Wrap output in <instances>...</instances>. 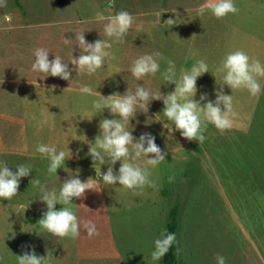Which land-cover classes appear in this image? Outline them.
<instances>
[{
	"label": "rangeland",
	"instance_id": "374dc122",
	"mask_svg": "<svg viewBox=\"0 0 264 264\" xmlns=\"http://www.w3.org/2000/svg\"><path fill=\"white\" fill-rule=\"evenodd\" d=\"M19 2L20 5H17L15 0H7V7L0 8V26L9 24L4 13L10 5L18 7L16 9L24 17H35L38 20L51 17H71L77 20L81 16L88 18L96 12L115 14L127 11L133 14L136 17L124 42H113L112 58H105L104 64L109 70H100L109 75L112 70L122 69L120 72L123 75L119 78L122 85L113 88L115 84L111 87V83H106L103 88L123 93L128 89L135 91L137 85H141L151 92H161L166 96L175 90V84L168 83L162 75L168 68V60L175 62L177 81L198 60H204L209 72L197 78L198 91L194 100L200 102L201 106L209 100L214 102L217 91L222 88L223 94L233 97L235 116L232 117L233 128L223 134L209 123L204 133L206 139L199 144L198 141L183 138L172 122L167 121L163 115V100L156 103L151 101L147 114L138 108L139 114L133 120L138 128L136 131L143 134L152 130L155 143L167 153L164 162L149 169L150 179L157 188L146 187L142 195L136 196L118 183L109 186L103 181L98 182V192L86 191L84 199L74 198L73 204L67 205L81 221L80 236L77 239L59 238L42 229L36 222L42 215H37L40 219L32 221L24 228L25 231H17L16 237L14 231L21 226L16 221L10 227L5 226L0 215V257L3 258L0 264H18L17 256L33 250L38 256L47 257V264H159L160 260L153 261L151 258L155 249L154 241L166 230L169 211L175 205L179 206V264H216L214 257L217 253L226 258L227 264H264V78H258L261 94L253 97L247 90H231L226 84L223 85L224 73L216 71L227 54L237 50L264 65V17L260 19L263 11H259L255 2H250L242 9V17L239 10L237 14H229L226 19L215 18L207 9L201 14L198 11L201 9L199 5L204 4L205 0ZM235 3L239 4L234 0ZM179 4L198 6L192 16L193 25L187 23L188 19L185 24L179 25L182 29L186 27L187 33L195 34L192 36L193 47L184 50L181 47L175 49L178 37L176 30L179 28L177 21L183 19L178 18L181 9H176V6ZM168 19H175V24L169 25L166 21ZM161 20L169 31V42L166 41V31L161 36ZM252 27L253 30L258 29L261 35L255 33L254 36L249 29ZM47 28L43 32H49ZM29 29L32 30L0 28V47L2 35L5 38L7 35L13 36V48L17 47V38L22 40L21 44H28L30 41L23 39L29 35L25 34ZM51 42L49 39L48 44ZM44 43L42 40L41 44ZM53 43L56 44L54 40ZM156 52L161 53L160 57H156L160 71L155 76H146L143 81H138L139 84L129 86L127 77L130 80L134 77L131 72L127 74L128 67L138 57ZM1 69L0 66V78L4 74ZM17 74V71L10 73L14 76ZM71 76L79 79V73L75 70L71 71ZM2 85L0 82V98L9 90ZM201 94H207V100L200 101ZM144 114L147 117L142 119ZM148 158L153 157L150 155ZM21 162L29 161L22 157ZM169 177H174V180L169 182ZM28 182L26 179L20 185L25 190L22 193L26 198L31 195ZM41 195V192L38 196L35 194V200L41 202ZM35 205L41 214L47 211L43 203ZM62 207L57 204L55 208L60 210ZM77 207H82L80 215ZM26 217L31 220L33 218L32 215ZM88 220L95 223L99 236L88 237L83 227V222Z\"/></svg>",
	"mask_w": 264,
	"mask_h": 264
},
{
	"label": "clouds",
	"instance_id": "9594fccd",
	"mask_svg": "<svg viewBox=\"0 0 264 264\" xmlns=\"http://www.w3.org/2000/svg\"><path fill=\"white\" fill-rule=\"evenodd\" d=\"M5 7H7V0H0V8ZM205 9L217 19H223L229 14H237L239 11L234 0H206L200 13L202 14ZM94 19L103 25L104 34L110 40L99 39L88 43L84 33L75 35V45H78L80 54L78 57L72 56L70 61L75 66L73 70L81 74L87 73L89 76L94 75L103 67L105 58H112L109 50L113 42L123 43L124 37L134 23V17L127 11H120L111 16L97 12ZM6 20L10 23L11 17H6ZM166 21L171 26L175 24V19ZM64 43H70L69 39H65ZM33 55L35 57L31 65L33 72L44 74L45 78L51 76L71 81L68 63L62 61L60 56L49 60V50L42 47L35 49ZM160 56L161 53L156 52L138 57L130 68L131 75L137 81H143L146 76H155L160 71L156 57ZM216 71L224 73L223 85L226 84L231 90H247L253 97L261 94V84L258 78H264V65L259 60L251 59L245 52L237 50L227 54L221 67H218ZM208 72V64L204 60H198L191 70L184 71L177 81L175 62L168 60V68L162 75L168 83L175 84V90L166 96L161 92H151L141 85H137L134 92L128 89L123 95L114 93L106 98L88 85L80 87L81 93L100 97L99 100L93 101L94 109L97 111L108 109L112 116L119 117L118 119L105 118L100 121V135L95 139V146H89L87 153L93 165L107 163V172L101 173L100 171V178L105 185L115 186L118 183L123 189L131 191L136 196L142 195L146 187L157 188L154 181L150 179L149 169L156 168L164 162L167 153L155 143V137L150 133H143L139 139H135L132 131L126 129V125L135 119L137 108L147 114L153 100H163V115L167 121L172 122L175 130L189 141L195 140L202 144L206 139L204 133L209 123L221 134L233 128L232 117L235 116V112L232 95L223 94L221 88L217 91L214 102L209 100L201 106L200 102L194 100L198 91L197 78ZM205 100H207V94H201L200 101ZM36 151L49 160L47 172L56 176L57 170L64 166L66 159H70L72 155L70 151H57L55 144H39ZM150 155L153 158H148ZM141 157L144 158L143 165L136 163ZM117 161L120 162V167L118 173H114L113 166ZM31 171V166L18 164L16 171L13 172L6 163L0 162V199L9 201L16 197L21 178L28 177ZM78 176L79 170L76 175L69 176L62 183L59 193L55 189L47 190L37 178L30 181L33 187L40 189L42 193L40 200L46 204L47 208L38 224L56 237L77 239L80 236L81 221L67 205L73 204L74 198L84 199L86 191L98 192L97 183L93 178L81 181ZM173 180L174 177H169V182ZM57 204L64 207L56 210ZM83 227L89 238L100 235L95 223L91 220L83 222ZM176 242L175 233H168L167 230L162 232L160 237L154 241L155 249L151 253L152 260H161ZM17 257L18 264H47V257L38 256L34 250L26 251ZM214 258L216 264H227L226 258L219 253L215 254ZM2 259L0 257V260Z\"/></svg>",
	"mask_w": 264,
	"mask_h": 264
},
{
	"label": "crops",
	"instance_id": "0c3cea01",
	"mask_svg": "<svg viewBox=\"0 0 264 264\" xmlns=\"http://www.w3.org/2000/svg\"><path fill=\"white\" fill-rule=\"evenodd\" d=\"M235 1L239 3H235V6L240 8V17H242V9L246 8L250 2H255V6L259 7V11H263L262 17H259L263 19L264 0ZM205 3L206 0L204 4ZM204 4L201 6L199 5V8ZM188 6L192 7H186L185 4L176 6V9H181L178 11L180 12L178 18H183L182 21H177V23H179L177 25L178 27L179 25L185 24L184 22L187 19V23L193 25L194 17L192 16L197 11L198 6ZM16 8L18 7L10 5L8 10L5 11L4 14L6 17H11V22L5 26H0V28L2 30L31 28L32 30L29 29L25 33L31 34V36L29 37V35H27L23 39L29 40L30 42L28 44H21L22 40L17 38L18 48H13V36L10 37V35H7V38H5V35H2L0 66L4 74L0 78V82L3 84L2 87L6 86L9 90H4L6 93H3L0 98V156H2V162L6 163L13 172L16 171V166L18 164L31 166L32 171L29 176L22 177L20 180V185H23L26 179L29 180L28 184L30 185L29 188H31V195L26 198L22 193L25 192V190H22L19 185L18 195L12 200L0 199V215H2V221L4 220L3 223L5 226L13 224L14 221L21 226L14 231V236L17 237V231H25L24 228L26 229V226H29L32 221L40 219V217H36L37 215L43 216L45 213L43 212V214H41L37 209V205H35V203H43V205L46 206L44 202L35 200V194L38 196L41 191L38 187H33L30 184L32 179H39L41 185L47 190L51 191L55 189L56 192L59 193L62 183L68 179L69 176L76 175L77 170H79L78 178L81 179V181H86L91 177L96 183L102 181L100 178V171L101 173L107 172V163L104 165H99L98 163L93 165L92 159L87 153L89 152V146H95V139L100 135V121L105 118L118 119L119 117L112 116L108 109H104L103 111L94 109L93 101L99 100L100 97L83 94L79 91L80 87L82 85H88L94 91H99L105 98L114 93L123 95L126 91L123 93L120 91L116 92L117 90L110 92V88H103L106 83H111V87L115 84L116 87L113 88H120L122 84L119 83V78L123 75L120 72V70H122L120 68L112 70L109 75H105L100 71L101 69L104 71L109 70L108 66L105 64L94 75L89 76L87 73H79V79H73V76H71V81L51 76L45 78L44 74L40 75L31 70V65L35 60L33 53L38 46V48L42 47L49 50V60H53L55 56H60L62 61L68 63V68L72 71V64L70 63L72 56L78 57L80 54L78 45H75V35L84 33L85 40L88 43L95 42L99 39L110 40V38L106 37L104 34L103 25L95 21L94 17L96 14L88 18H83V16H81L77 20L71 17H51L46 20H38L35 17H31L30 19L24 17L20 10ZM198 11L200 12V9H198ZM114 13L116 14L118 12ZM115 14L104 15L111 16ZM210 14L212 13L210 12ZM226 17H229V15ZM226 17L224 19H226ZM238 21L240 20L238 19ZM240 23L244 25L243 21H240ZM159 25L163 26L161 28V36L165 34L164 31H166V41L169 42V31L165 29L166 24L161 20ZM253 27L249 29L255 36V33H258V29L253 30ZM46 28L49 32H43ZM176 35H178V37L176 38L177 45L175 49L181 47L182 50H184L185 48L193 47V33H187L186 27L184 29L179 27L176 30ZM258 35L261 34L258 33ZM49 39L52 41L51 44H48ZM65 39H69L70 43L65 44ZM9 40H11V42ZM42 40L45 42L44 45L41 44ZM53 40L56 44L53 43ZM6 44L8 47H5ZM23 45L25 47H23ZM109 51L113 54V48ZM194 54H196V52ZM24 64L26 66H24ZM130 68L131 67H128L129 71L126 70L127 74H130ZM12 71H17L19 74L15 76L10 75ZM123 72L125 73L124 69ZM109 80H112V82ZM127 83L131 87L135 83L139 84L135 78L130 80L128 77ZM66 88L68 89L65 90ZM132 92L134 91L132 90ZM157 101L158 100H153L154 103ZM137 114L139 113L136 112L135 118H137ZM143 116L141 117L142 119L147 117L145 114ZM133 120L130 121V124L126 125V129L132 131V135L135 139H139L141 134L136 131L138 128L135 127L136 124L134 125ZM152 132V130L150 132L148 131L151 135ZM42 143L48 145L55 144L57 151H70L72 154L70 159H66L65 165L57 170V176L50 175L47 172L49 160L46 157H42L41 154L36 151L37 146ZM22 157L27 158L29 162L22 163ZM143 160L144 158L141 157L136 163L143 165ZM119 167L120 162L117 161L113 166L114 173H118ZM55 182H57V185H54ZM24 200L25 202H23ZM42 209L43 208L40 210ZM77 209L80 215L82 207H77ZM26 215H32V220L28 219ZM81 216H83L82 213ZM5 229L7 228L5 227Z\"/></svg>",
	"mask_w": 264,
	"mask_h": 264
},
{
	"label": "trees",
	"instance_id": "16d2710c",
	"mask_svg": "<svg viewBox=\"0 0 264 264\" xmlns=\"http://www.w3.org/2000/svg\"><path fill=\"white\" fill-rule=\"evenodd\" d=\"M17 5H20L19 0H15ZM178 205L173 206L169 211L168 221L166 230L168 233H175L177 237V226H178V219H177V212H178ZM178 239L175 244L170 248L169 252L160 260L159 264H179L178 259Z\"/></svg>",
	"mask_w": 264,
	"mask_h": 264
}]
</instances>
